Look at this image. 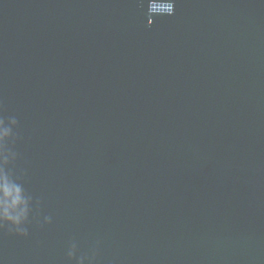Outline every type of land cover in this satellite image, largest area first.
Returning <instances> with one entry per match:
<instances>
[{"label":"water","instance_id":"95a60500","mask_svg":"<svg viewBox=\"0 0 264 264\" xmlns=\"http://www.w3.org/2000/svg\"><path fill=\"white\" fill-rule=\"evenodd\" d=\"M147 7L0 0L8 168L41 201L0 264H264V0Z\"/></svg>","mask_w":264,"mask_h":264},{"label":"clouds","instance_id":"9594fccd","mask_svg":"<svg viewBox=\"0 0 264 264\" xmlns=\"http://www.w3.org/2000/svg\"><path fill=\"white\" fill-rule=\"evenodd\" d=\"M149 20L155 15H174L175 0H147ZM149 23V22H148ZM149 23V24H152ZM18 124L15 117L8 118L7 122L0 117V229L27 237L32 219L39 212L41 201L34 198L22 182L23 173L14 175L8 165L17 157V153L7 146V141L14 137L13 128ZM41 227L52 223V216L45 215L42 221H37ZM78 247L72 242L66 252L68 260H75V264H92L96 251L91 255H77Z\"/></svg>","mask_w":264,"mask_h":264}]
</instances>
